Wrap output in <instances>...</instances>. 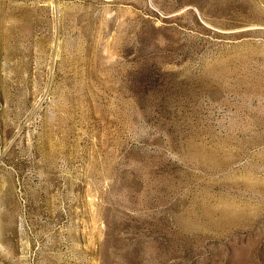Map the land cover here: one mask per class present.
<instances>
[{
  "label": "rangeland",
  "instance_id": "rangeland-1",
  "mask_svg": "<svg viewBox=\"0 0 264 264\" xmlns=\"http://www.w3.org/2000/svg\"><path fill=\"white\" fill-rule=\"evenodd\" d=\"M0 264H264V0H0Z\"/></svg>",
  "mask_w": 264,
  "mask_h": 264
}]
</instances>
